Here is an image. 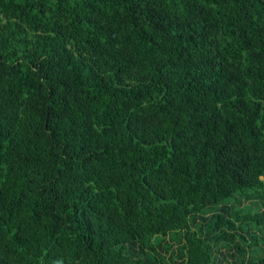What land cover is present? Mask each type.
Segmentation results:
<instances>
[{
  "label": "trees",
  "instance_id": "trees-1",
  "mask_svg": "<svg viewBox=\"0 0 264 264\" xmlns=\"http://www.w3.org/2000/svg\"><path fill=\"white\" fill-rule=\"evenodd\" d=\"M0 264H264V0H0Z\"/></svg>",
  "mask_w": 264,
  "mask_h": 264
}]
</instances>
